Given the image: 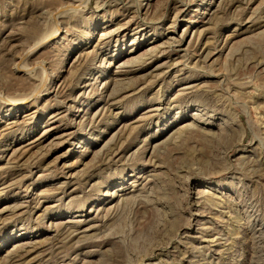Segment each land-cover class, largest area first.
<instances>
[{"label": "rangeland", "instance_id": "1", "mask_svg": "<svg viewBox=\"0 0 264 264\" xmlns=\"http://www.w3.org/2000/svg\"><path fill=\"white\" fill-rule=\"evenodd\" d=\"M0 264H264V0H0Z\"/></svg>", "mask_w": 264, "mask_h": 264}, {"label": "bare ground", "instance_id": "2", "mask_svg": "<svg viewBox=\"0 0 264 264\" xmlns=\"http://www.w3.org/2000/svg\"><path fill=\"white\" fill-rule=\"evenodd\" d=\"M75 3H76V2H75ZM66 4H67V3H66ZM71 4H72V3H71ZM76 5H77V4H76ZM79 8H80V7H79ZM55 31H56V30H55ZM55 31H53V33L50 31V32H49L50 34H49V35H47V36L45 35L46 37L44 36V37H45V39H43V40H46V38H47V39H50V38H52V37H53V35H54V32H55ZM56 33H57V32H56ZM56 33H55V34H56ZM54 36H55V35H54ZM42 38H43V37H42ZM42 38H41V39H42ZM41 39H40V40H41ZM35 45H36V44H35ZM21 68L23 69V67H22V66H21ZM21 68H20V69H21ZM24 69H25V70H24ZM24 69L22 70V72H23L24 74H27L28 70H26V68H24Z\"/></svg>", "mask_w": 264, "mask_h": 264}]
</instances>
